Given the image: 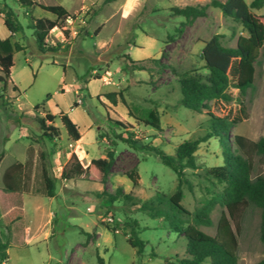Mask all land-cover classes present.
Listing matches in <instances>:
<instances>
[{
  "label": "rangeland",
  "instance_id": "1",
  "mask_svg": "<svg viewBox=\"0 0 264 264\" xmlns=\"http://www.w3.org/2000/svg\"><path fill=\"white\" fill-rule=\"evenodd\" d=\"M34 1L59 3L74 18L62 23L68 37L56 27L48 31L46 42H58L59 48L41 52L27 26L25 8L16 0H0V8L5 5L14 10L22 25L11 34V39L22 46L13 52L11 69L18 91L6 87L0 98V149L4 151L0 170L11 160L24 159L20 188L35 193L23 194L27 212L33 211L31 202L37 201L48 207L53 217L47 237L43 238L39 232L30 241H24L22 222L0 226L1 238L7 242L6 264H99L98 257L102 264L175 262L182 255L183 237L166 228L159 217L138 210L122 193L129 191L143 200L154 197L155 191L173 189L175 172L142 145L155 144L172 153L181 140L204 133L207 115L204 109L197 112L177 103L179 89L170 67L175 72L199 67L202 61L198 50L203 40L215 32L221 34L222 44L234 45L237 34L243 32L240 25L211 5L206 6L204 15L189 21L171 10L172 6L204 4L209 0ZM253 10L264 13V3ZM30 12L34 16L52 17L38 6ZM1 19L0 16V35H4L7 30ZM125 54L132 60H140L146 68H130ZM150 58H157L168 66L158 67ZM75 87L79 88L77 94L73 92ZM118 90L121 97L116 93ZM227 90L231 99H211L209 110L216 115L238 117L229 128L230 135L238 133L249 139L264 135V45L254 63L252 86L244 94H239L231 85ZM108 91L115 92L113 102L105 96ZM77 98L81 103L73 105V101L78 102ZM3 101L5 105L1 104ZM34 104L39 106L34 109ZM146 108L155 109L159 129L134 117L141 116ZM64 109L71 111L70 117L80 128L89 124L81 132L79 144L66 137L57 116L50 124L58 128L59 134L51 141L40 135L35 114H56ZM115 120L131 131L134 148L114 136L122 132ZM111 147L113 164L105 183L84 173L61 178V168L70 152L75 151L85 164L90 157L104 156L105 150ZM194 160L195 168L183 169L186 183L181 186L180 202L188 210L222 188L221 183L205 178L203 171L205 166L222 161L217 139L208 137L200 141L194 150ZM251 160L252 175L264 174V156L252 153ZM41 164L53 178V195L49 197L40 180ZM132 167L138 172L135 186L123 174ZM116 188H121V193L113 200L108 199L107 193L112 194ZM13 198L9 200L14 201ZM221 212L227 214L225 207L215 201L209 211L210 224H200L199 228L213 234ZM103 222L113 226V231ZM258 222V209L252 206L240 209L233 220L229 218L236 237V264H252L264 256ZM131 228L143 242L139 254L126 241Z\"/></svg>",
  "mask_w": 264,
  "mask_h": 264
},
{
  "label": "trees",
  "instance_id": "2",
  "mask_svg": "<svg viewBox=\"0 0 264 264\" xmlns=\"http://www.w3.org/2000/svg\"><path fill=\"white\" fill-rule=\"evenodd\" d=\"M24 9L23 13L28 17L27 26L31 28L36 48L41 51H56L59 43H47L45 38L48 31L59 28L64 37L67 30L62 28V23L66 18H74V15L66 10L59 3L43 4L34 0H16ZM111 1V0H103ZM264 0H209L204 4H185L182 6H172L171 10L175 14L184 16L186 21L198 15L205 14L207 5L217 7L223 16L229 17L240 25L242 33L237 34L234 45H225L220 41V33H212L203 40L202 46L198 50L201 59L199 67L188 68L181 72H175L173 67L170 70L175 74L179 89L177 103L193 111L200 112L203 109L207 115L206 128L203 134L185 138L178 142L172 153H166L158 145L146 143L142 145L145 150L152 151L160 162L168 166L175 172V184L170 192L155 191L154 197L140 200L124 192L122 197L136 208L152 217H159L166 228L181 235L184 239L182 255L175 259L179 264H236V237L230 227L229 218L232 220L238 215L240 209L246 206L256 207L259 212L258 238L264 245V174L256 173L252 175L251 154L255 153L264 156V135H259L256 139H249L245 136L233 133L230 135V126L238 120L237 116L216 115L209 110L208 101L213 99L229 100L231 93L228 86L235 87L239 94H244L248 87L252 86L254 63L257 62L259 49L264 45V13L256 12L253 9L263 5ZM38 6L52 14V17L34 16L30 9ZM2 22L9 33H14L22 28L14 10L3 5ZM181 28H176L179 31ZM95 33V32H94ZM22 48L16 41L10 40L9 36L0 37V98L6 91L7 80L9 79V68L12 64V52L14 49ZM130 68L144 69L145 65L140 60H132L127 54L124 55ZM156 62L158 67L168 66L161 63L157 58H150ZM200 69H203L201 71ZM97 77V76H95ZM230 77L233 82L230 83ZM11 91H18L15 84L10 85ZM79 90V88H78ZM117 95L121 97V90ZM109 101H114L115 92H105ZM96 98L99 100L98 95ZM100 101V100H99ZM5 105L3 101L1 103ZM77 102L73 101V105ZM39 105L34 104L33 108ZM57 116L64 127L65 135L71 140L79 137L77 125L63 111L56 114L45 112L43 115L35 114L42 137L53 140L58 134V128L50 122ZM139 121L159 129V120L154 108H146L141 116H134ZM115 122L122 128V132L115 133L114 136L123 140L131 148L135 147V140L132 139L131 131L119 120ZM208 137L217 139L220 146L221 163L208 165L203 168L204 176L222 184L219 191H215L211 198H206L193 210H188L180 202L183 196L182 183H186L183 176L184 168H195L194 150L200 141ZM3 150L0 149V158ZM113 148L105 150L104 156L91 157L86 164H82L74 152H71L66 162L61 168L60 176L68 179L72 176L84 173L96 178L98 182L105 183L109 170L113 164ZM22 163L14 161L2 172L1 183L5 190H19L21 184ZM132 185L138 184V172L136 167L123 172ZM40 180L43 191L46 195H53V178L49 174L46 166L41 164ZM121 188L111 194L107 193L108 199L113 200L121 193ZM104 193V192H103ZM218 201L225 207V213L221 212L215 224V232L209 234L199 228L200 224L209 225L211 219L209 211L213 203ZM105 227L113 231L114 227L108 222H103ZM126 241L134 247L135 253L142 251V240L135 234L133 228L126 236ZM7 242L0 237V264H4L7 257ZM99 264H102L98 257ZM175 262L166 261L165 264ZM252 264H264V256L258 258Z\"/></svg>",
  "mask_w": 264,
  "mask_h": 264
},
{
  "label": "crops",
  "instance_id": "3",
  "mask_svg": "<svg viewBox=\"0 0 264 264\" xmlns=\"http://www.w3.org/2000/svg\"><path fill=\"white\" fill-rule=\"evenodd\" d=\"M1 23L3 25L2 20H1ZM11 34L12 33H9V31L7 30L6 33H4V35H0V37L9 36L10 40H12L11 39ZM16 42L19 43L18 41H16ZM14 50H13V52H14ZM13 52H12V59H13ZM12 66H13V64H11V66L9 68V79L7 80V85H6V87L9 88V89H11L10 85L12 83L15 84L12 81V77H11L12 76L11 75ZM15 86H16V84H15ZM73 92L75 94H77L78 93V88L75 87L73 89ZM98 97H99V95H98ZM79 103H81V100L79 102H77V104H79ZM63 111L70 117L69 114L71 113V111H69V109L68 110L64 109ZM70 119L75 123L73 118L70 117ZM77 128H78V131H79V137L77 139H75V140H72V142L75 145L79 144V141H80V138H81V135H82L81 132L83 130H86L87 128H89V124L86 123V125H83L81 128L79 127V125H77ZM72 152L75 153V151H72ZM70 153H69V155H70ZM3 154H4V151H3ZM3 154H2V156H3ZM69 155H68V157H69ZM2 156L0 158V162H1ZM101 156H103V155H101ZM78 158H79V156H78ZM79 160H80V158H79ZM14 161H19V162L22 163V165H21L22 166L21 173L23 174V172H24V164H25L24 159H22V160H18V159L11 160L8 163H6L4 165V167L1 168V170H0L1 171L0 172V182H1V175H2L3 170L9 164H11ZM80 162H81V160H80ZM87 162H88V160H87ZM23 194H28V195L31 194L32 195V194H35V193H32L29 190H24L22 188H20L19 190H5L2 187L0 188V226L1 225L5 226L6 224L9 225L10 222H17V224L22 222L23 223V227H22L23 236H24V239H25L24 241H30L32 238L37 237L39 232H40V234H41V236L43 238L47 237L48 231H49V228H50L51 219L53 217V212L50 211L48 209V207H43L41 205V203H39L37 201H32L31 202V208L33 209V211L30 214H28L27 206H26V203H25V197L23 196ZM13 197H15V199ZM10 198H13L14 201H12V199L9 200ZM16 229L18 230L17 227H16ZM5 231H6V233L9 234V230L8 229L5 228ZM10 231H12V230H10ZM2 235H3V232L0 231V237H2ZM6 254H7V250H6ZM6 262H7V257L5 259V264H6Z\"/></svg>",
  "mask_w": 264,
  "mask_h": 264
},
{
  "label": "built area",
  "instance_id": "4",
  "mask_svg": "<svg viewBox=\"0 0 264 264\" xmlns=\"http://www.w3.org/2000/svg\"><path fill=\"white\" fill-rule=\"evenodd\" d=\"M0 16L2 17L3 16V14H2V12L0 11ZM70 17H68V18H66L65 20H67V19H69ZM2 20V19H1ZM78 102L80 101L78 98L76 99Z\"/></svg>",
  "mask_w": 264,
  "mask_h": 264
}]
</instances>
